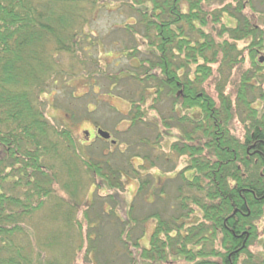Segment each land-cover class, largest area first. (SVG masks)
<instances>
[{"label":"trees","instance_id":"1","mask_svg":"<svg viewBox=\"0 0 264 264\" xmlns=\"http://www.w3.org/2000/svg\"><path fill=\"white\" fill-rule=\"evenodd\" d=\"M211 1H124L137 15V23L125 30L132 38L140 36L145 45L136 71L115 77L141 89L138 100L129 98L133 126L145 120L150 89L157 101L166 93L173 107L202 114L199 120L178 119L183 134L172 151L188 162L178 174L183 182L178 189L181 214L147 217L157 225L145 247L142 236L133 239L139 221L133 218L132 204L125 219L103 207L110 200L123 208L127 169L112 160H88L71 132L51 123L42 101L54 75L78 65L86 74L85 62L95 67L87 74L90 80H95L94 72L113 78L94 60L99 39L86 29L100 9L118 0H0V264H76L78 253L84 260L94 253L97 264H107L110 261L102 263L99 256L109 252L112 259L119 251L123 264H170L172 256H181L186 264H264V256L254 251L264 235V101L260 109L253 106L264 100V74L249 70L237 86L235 102L247 111L241 137L230 127L234 101L221 81L248 61L256 72H264V63L258 61L264 52V24L257 12L264 0H221L215 8ZM225 16L235 25L225 24ZM138 51L134 47L127 54L136 58ZM73 72L69 74L76 75ZM216 74L219 106L205 90ZM161 123L170 128L165 120ZM142 160L141 170L148 171L159 158L147 154ZM127 165L137 177L139 171L131 162ZM187 171L194 173L192 178ZM139 179V193L150 189L149 178ZM56 183L69 199L56 194ZM95 185L106 200L100 203L95 197L93 203L98 210L102 207L91 214L94 206L83 208V195ZM193 206L201 218L189 223L196 214ZM45 210L47 232L40 237L28 232L27 223ZM109 223L119 227L116 241L121 250L105 232ZM94 228L100 230L93 234ZM101 244H110L108 251L100 249Z\"/></svg>","mask_w":264,"mask_h":264},{"label":"rangeland","instance_id":"2","mask_svg":"<svg viewBox=\"0 0 264 264\" xmlns=\"http://www.w3.org/2000/svg\"><path fill=\"white\" fill-rule=\"evenodd\" d=\"M124 1L126 2V0H118L109 8L100 9L96 13L94 21L91 20L86 29V32L92 30L95 33L93 35L94 38L99 39V42L96 41L98 42V51L94 53V60L101 62L106 67L107 73L113 78L101 77L94 72L95 80H90L87 74L93 71L95 67L92 66L91 62L87 64L85 62L86 74H82L83 68L78 65L70 70L71 72L74 71L73 73L76 74L74 76L69 74V69H66L62 75L57 77L54 75L46 83L49 92L43 95L42 101L45 102L43 109L51 123L57 128L69 130L88 160H112L114 164L116 161V164L127 169L129 173H124L125 190L122 194L125 204L122 206L123 208L118 209L115 202L112 203L110 200H106V194L97 185L90 188V191L83 195V208H91L93 205L91 214L95 211L100 212L102 206L98 210L97 204L93 203V199L98 197L97 201H100V203H104L105 200L107 202V204L105 202L103 205L104 210L114 209L117 218L125 219L126 209L132 204L134 206L133 218L139 221V224L133 230V239L135 240L142 236L140 239L141 244L149 247L157 221L156 219H145L156 213H159L165 219L181 214L178 189L183 182L178 174L188 166V162L187 159L178 158L177 154L172 151V145L179 142L181 140L180 136L183 134V123L178 119L188 116L199 120L202 114L199 110L193 111L173 107L174 100L166 93L157 101L154 90L150 89L145 94L146 99L148 98L144 108L146 112L145 120L138 126H133L131 119L132 102L130 99L138 100L141 89L132 81H127L126 79L119 81L115 77H119L123 71H128V73L136 71V68L139 67L138 60L144 55L145 45L139 38L140 36L132 38L125 30L126 25H135L137 23V15L131 10L130 6L124 4ZM211 2L214 4V8L222 3L221 0H212ZM184 8L186 9V5ZM257 9L260 14L259 21L264 24V4H259ZM223 20L228 26L235 25V22L226 16ZM134 47L139 48V51L134 54L136 58L127 54V50H131ZM263 57L264 55L258 57V61ZM249 70L255 71L260 77L264 74L261 71L256 72V69L248 61L243 67L235 69L227 80H221L224 83L225 94L231 98V101H234V119L230 127L237 137H241L245 133L243 121L247 117V111L244 106L235 102L238 99L237 86L241 82L242 75ZM123 75L125 77L127 74ZM55 80L58 81L57 85ZM219 80V76L216 74L205 85L207 94L214 98L218 106L220 103L218 99ZM49 85L51 88H49ZM260 101L264 100H257L253 106L260 109L263 105ZM73 112H76V114L73 115ZM162 120H165L170 128L165 127L161 123ZM98 129L110 133L113 139L118 142V145H113L110 141L105 143L103 142L105 140L100 141L95 138ZM88 131H91L94 135V139L90 142H88V137L86 136ZM147 154H151L154 160L157 158L159 160L156 162L157 166L155 169L142 171L140 168V165L143 164L142 157ZM111 156L112 158H110ZM128 162H131L133 167L139 171L137 177L132 173L133 168L127 165ZM146 166H149V164ZM57 171L59 170L57 169ZM193 175L192 171H187V177L192 178ZM139 178H149L151 181L150 189L148 188L146 191L139 193L141 184ZM96 183L101 182L97 181ZM61 185L56 183V194L63 195V198L69 199ZM192 192L188 191L187 193L191 194ZM192 209L196 214L189 223H194L196 219L201 218L196 207L193 206ZM47 212L49 210L37 214L32 222L27 223L26 230L31 233L34 230L38 236H43L47 232L43 223ZM105 212L108 213V211ZM78 218L82 219L81 216ZM262 224H264V220ZM95 229L100 230V228H94L90 229V232L94 231L93 234H95ZM101 229L103 231V228ZM104 229L105 232L111 233L110 236L114 241L117 240L119 227L109 223ZM261 229L263 230L264 228L262 227ZM110 236L109 240L111 239ZM33 240L34 242L37 241L35 236ZM263 242L264 235H261V245L255 247L254 251L264 256ZM115 243L118 244L116 249L120 248L121 250V244L118 241ZM100 246L102 247L98 248L107 249L108 251L110 244H108L107 248L102 244ZM87 247L88 244L85 243L84 248ZM111 251H113V248ZM56 254L60 255L59 253ZM108 254L109 252L107 255L99 256L102 263L103 261L106 263L110 261L107 264H123L125 259L121 255V251L115 252L111 256L112 259L108 257ZM180 257H170V264H186L183 258ZM77 259L76 264H93V261L97 264L98 262L94 253L90 257L85 258V260L83 254L78 253Z\"/></svg>","mask_w":264,"mask_h":264},{"label":"water","instance_id":"3","mask_svg":"<svg viewBox=\"0 0 264 264\" xmlns=\"http://www.w3.org/2000/svg\"><path fill=\"white\" fill-rule=\"evenodd\" d=\"M260 62L261 63H264V57L262 59H260ZM86 136L87 137H90V133L89 132H86ZM97 136L98 138L102 139V140H105V141H108L111 139V134L108 133V132H105L103 131L102 129H99L98 132H97ZM113 144H116V141H113L112 142Z\"/></svg>","mask_w":264,"mask_h":264},{"label":"flooded vegetation","instance_id":"4","mask_svg":"<svg viewBox=\"0 0 264 264\" xmlns=\"http://www.w3.org/2000/svg\"><path fill=\"white\" fill-rule=\"evenodd\" d=\"M264 53H259V57L261 56V55H263ZM260 66H264V64H261ZM91 132V131H90ZM94 135L92 134V132H91V136L88 138V142H90V141H92L94 138ZM95 138H97V135H95ZM98 139V138H97Z\"/></svg>","mask_w":264,"mask_h":264}]
</instances>
